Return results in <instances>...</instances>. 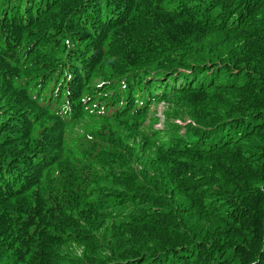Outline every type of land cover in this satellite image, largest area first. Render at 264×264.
Listing matches in <instances>:
<instances>
[{
  "label": "trees",
  "instance_id": "trees-1",
  "mask_svg": "<svg viewBox=\"0 0 264 264\" xmlns=\"http://www.w3.org/2000/svg\"><path fill=\"white\" fill-rule=\"evenodd\" d=\"M0 264H264V0H0Z\"/></svg>",
  "mask_w": 264,
  "mask_h": 264
},
{
  "label": "clouds",
  "instance_id": "clouds-1",
  "mask_svg": "<svg viewBox=\"0 0 264 264\" xmlns=\"http://www.w3.org/2000/svg\"><path fill=\"white\" fill-rule=\"evenodd\" d=\"M165 110H166L165 105H161V106L158 107V109H156L157 116H158V118L160 119V121H161L160 116H164V112H165Z\"/></svg>",
  "mask_w": 264,
  "mask_h": 264
}]
</instances>
